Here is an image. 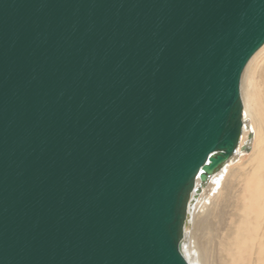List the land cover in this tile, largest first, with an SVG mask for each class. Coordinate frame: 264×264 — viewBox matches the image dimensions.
I'll use <instances>...</instances> for the list:
<instances>
[{
  "label": "water",
  "instance_id": "95a60500",
  "mask_svg": "<svg viewBox=\"0 0 264 264\" xmlns=\"http://www.w3.org/2000/svg\"><path fill=\"white\" fill-rule=\"evenodd\" d=\"M263 45L264 0H0V264H190Z\"/></svg>",
  "mask_w": 264,
  "mask_h": 264
},
{
  "label": "bare ground",
  "instance_id": "6f19581e",
  "mask_svg": "<svg viewBox=\"0 0 264 264\" xmlns=\"http://www.w3.org/2000/svg\"><path fill=\"white\" fill-rule=\"evenodd\" d=\"M264 45L248 62L241 83L246 118L255 138L250 153L214 174L192 197L183 252L190 264H264ZM200 183L199 179L197 180ZM187 252V254H186Z\"/></svg>",
  "mask_w": 264,
  "mask_h": 264
},
{
  "label": "rangeland",
  "instance_id": "374dc122",
  "mask_svg": "<svg viewBox=\"0 0 264 264\" xmlns=\"http://www.w3.org/2000/svg\"><path fill=\"white\" fill-rule=\"evenodd\" d=\"M264 53V52H263ZM262 56H264L263 54H261ZM246 125L247 127L245 128V134H244V137L248 140V136H250V134L252 135V138L250 139L249 141V146L246 148V150H239L238 152H236L235 156H234V160L235 161H239L241 159L242 156L244 155H247L248 153H250L252 151V148H253V142H254V139L255 138V132H253V129H252V123H251V120L249 118H246ZM243 132H244V129H243ZM243 135V133H242ZM229 163H231V161H229ZM229 163L227 164V166H229ZM192 222H190L188 228H187V231L190 232L192 230ZM187 254V252H186Z\"/></svg>",
  "mask_w": 264,
  "mask_h": 264
}]
</instances>
